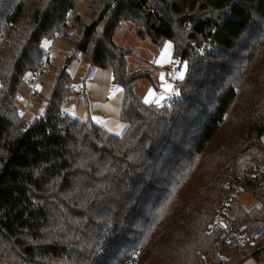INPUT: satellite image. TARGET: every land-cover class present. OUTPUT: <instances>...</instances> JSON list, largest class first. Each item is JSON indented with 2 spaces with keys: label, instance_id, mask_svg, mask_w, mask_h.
<instances>
[{
  "label": "trees",
  "instance_id": "trees-1",
  "mask_svg": "<svg viewBox=\"0 0 264 264\" xmlns=\"http://www.w3.org/2000/svg\"><path fill=\"white\" fill-rule=\"evenodd\" d=\"M79 2L0 0V264L221 262L228 175L259 205L225 223L264 239V0H90L83 14ZM125 20L186 64L170 108L137 97L151 77L130 72L134 49L115 42ZM56 39L89 70H112L124 135L64 112L67 69L42 115H18Z\"/></svg>",
  "mask_w": 264,
  "mask_h": 264
},
{
  "label": "rangeland",
  "instance_id": "rangeland-1",
  "mask_svg": "<svg viewBox=\"0 0 264 264\" xmlns=\"http://www.w3.org/2000/svg\"><path fill=\"white\" fill-rule=\"evenodd\" d=\"M89 2L90 0H80L76 7L77 12L85 13ZM121 24L114 34V39L117 44L134 49V55L128 57L129 71L145 70L151 77L142 78L138 82L136 95L155 110H162L166 102L179 94L174 90L178 83L181 84L186 77V64L175 59L172 42L168 41L158 48L151 43L150 39L139 38L133 24L129 21L125 20ZM55 41L44 40L43 43V47L51 53L53 59L49 68L51 75L45 79V87L41 89L42 97L39 96L37 100L34 97L30 98L32 87L30 75L25 77V82L20 88L19 93L22 95L28 93L25 97L30 98L31 101L29 110L25 114L27 121L30 122L35 117L33 110L37 112L46 110L55 89L56 74L67 69L71 75L69 85L75 89L83 87L84 93L82 96L70 97L68 104L63 107L64 112L82 121L91 119L97 125L109 129L108 131L112 134L124 135L126 124L121 118L124 98L121 89L114 81L112 70L108 68L89 70L87 61L75 51L70 43L62 39ZM169 45H171L170 48H168ZM166 86L169 88L168 91L165 90ZM40 101L42 102L40 105L35 104ZM16 106L17 109H22L26 104L17 102ZM236 200L237 202L228 214L232 218L238 207L250 209V207L259 205L256 199L244 193H239Z\"/></svg>",
  "mask_w": 264,
  "mask_h": 264
},
{
  "label": "built area",
  "instance_id": "built-area-1",
  "mask_svg": "<svg viewBox=\"0 0 264 264\" xmlns=\"http://www.w3.org/2000/svg\"><path fill=\"white\" fill-rule=\"evenodd\" d=\"M52 59L53 56L49 52V55L41 61L37 73L31 77L30 81L32 87L30 98L34 97L37 100L40 96L41 91L39 85H42V83L45 82V79L51 75L49 68ZM174 91L180 93V83H178ZM83 93V87L79 89L69 87L65 93V96L63 97V104H68L70 97L82 96ZM30 98L27 99L20 93L16 96L17 102L26 104V106L22 109H18V115L22 118L26 117L25 113L29 110L31 105ZM170 107L171 101L166 102L164 108ZM40 115H42V113L38 114V116ZM221 184L225 189L224 194L217 205V210L221 216L213 226L214 228H220L222 230L220 239H222V241L228 245V248L221 252V262L208 264H243L244 262L251 259H254L258 262L259 260L257 257L259 253L264 250V239L259 238L257 234H250L248 231L243 230L242 228L235 229L231 225L225 223L223 215L229 216L228 214L230 213V209L237 202L236 196L240 193V191L236 181L230 175L226 176L222 180ZM136 260V258H132L131 262H136Z\"/></svg>",
  "mask_w": 264,
  "mask_h": 264
},
{
  "label": "crops",
  "instance_id": "crops-1",
  "mask_svg": "<svg viewBox=\"0 0 264 264\" xmlns=\"http://www.w3.org/2000/svg\"><path fill=\"white\" fill-rule=\"evenodd\" d=\"M132 28H133V27H132ZM114 36H115V35H114ZM55 42H56V41H55ZM55 42H54V43H55ZM51 47H52V46H51ZM51 63H52V62H51ZM29 79H31V76L29 77ZM39 86H40V91H41V89H43V87H45V82H44V84L42 83V85H39ZM28 91H29V90H28ZM40 95H41V97H42V94H41V93H40ZM22 96H26V97H27V96H28V93H27L26 95H22ZM27 99H28V98H27ZM38 103H39V105H40V103H42V102H41V101H40V102H36L35 104H38ZM35 104H34V105H35ZM33 112L35 113L34 116L36 117V116H38V114L43 113L44 111H40V112L38 111V112H37V111H34V110H33ZM26 113H27V112H26ZM26 113H25V114H26ZM35 117H34V118H35ZM34 118H33V119H34ZM33 119H32V120H33ZM94 122H95V121H94ZM95 123H96V122H95ZM106 129H107V128H106ZM126 129H127V128H126ZM108 130H109V129H108ZM243 264H259V263H258L256 260L251 259V260H249V261L244 262Z\"/></svg>",
  "mask_w": 264,
  "mask_h": 264
},
{
  "label": "snow or ice",
  "instance_id": "snow-or-ice-1",
  "mask_svg": "<svg viewBox=\"0 0 264 264\" xmlns=\"http://www.w3.org/2000/svg\"><path fill=\"white\" fill-rule=\"evenodd\" d=\"M170 47H171V45L168 46V48H170ZM166 51H167V49H166ZM165 90L168 91L169 88L166 86V87H165ZM146 102H148V101H146Z\"/></svg>",
  "mask_w": 264,
  "mask_h": 264
}]
</instances>
